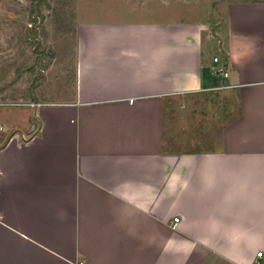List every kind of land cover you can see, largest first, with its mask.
<instances>
[{
  "label": "crops",
  "instance_id": "obj_1",
  "mask_svg": "<svg viewBox=\"0 0 264 264\" xmlns=\"http://www.w3.org/2000/svg\"><path fill=\"white\" fill-rule=\"evenodd\" d=\"M222 2L205 24L77 0L67 98L0 101V264H264V0ZM213 91L215 137L176 136Z\"/></svg>",
  "mask_w": 264,
  "mask_h": 264
},
{
  "label": "rangeland",
  "instance_id": "obj_2",
  "mask_svg": "<svg viewBox=\"0 0 264 264\" xmlns=\"http://www.w3.org/2000/svg\"><path fill=\"white\" fill-rule=\"evenodd\" d=\"M152 1L78 0L79 10L86 12L78 11V19H89L88 15L91 20L125 22L146 21L151 18L163 19V16L174 19L176 15H179L178 19L192 18L187 16L191 4L183 3L180 7H176L173 3ZM198 1L202 4V8L198 5L200 9H194L193 14L205 24L215 20L216 8L223 10L225 7L222 0ZM76 2L77 0H0V101L2 103L5 101L32 103L67 98L73 75L72 50L74 24L77 22ZM136 2H144V5L138 6ZM203 95L205 96L202 98V103L195 105L196 113L187 111L189 105L184 106L185 108L179 105L175 107L176 118L183 114H188L189 117L185 122L177 121L176 127H171L174 128L176 136H180L182 140L187 138L188 142L207 143L215 137L213 127H210L207 118L217 119L223 112L226 115L228 108L233 109L231 101H219L224 99L221 97L222 91L203 93ZM209 108L210 111L207 112ZM14 109L21 114L33 112V107L28 106H1L3 113ZM203 113L207 118L202 119ZM180 124L186 125L182 133L179 132Z\"/></svg>",
  "mask_w": 264,
  "mask_h": 264
},
{
  "label": "built area",
  "instance_id": "obj_3",
  "mask_svg": "<svg viewBox=\"0 0 264 264\" xmlns=\"http://www.w3.org/2000/svg\"><path fill=\"white\" fill-rule=\"evenodd\" d=\"M215 60H216V58H215ZM223 74H224V76H226L227 75V73L226 72H223ZM17 105H23V106H37L38 104H36V103H24V104H22V103H18ZM174 222H177L178 221V218L177 217H175L174 219ZM258 257H260L261 255H262V252L261 251H259V252H257V254H256Z\"/></svg>",
  "mask_w": 264,
  "mask_h": 264
}]
</instances>
